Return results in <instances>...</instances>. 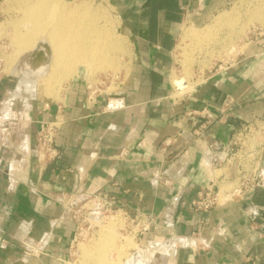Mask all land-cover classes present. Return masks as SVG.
Masks as SVG:
<instances>
[{
  "label": "crops",
  "instance_id": "0c3cea01",
  "mask_svg": "<svg viewBox=\"0 0 264 264\" xmlns=\"http://www.w3.org/2000/svg\"><path fill=\"white\" fill-rule=\"evenodd\" d=\"M236 1L103 0L132 45L114 89L73 72L58 100L45 104L36 92L20 109L6 102L0 264H72L84 198L148 221L139 246L175 245V255L164 262L161 254L155 264H264V186L248 201L206 213L193 206L201 188L231 186L240 162L223 150L248 124L257 126L264 170V35L192 91L178 97L172 83L184 29L203 27ZM8 82L0 80V91ZM56 117L58 157L41 162L38 123Z\"/></svg>",
  "mask_w": 264,
  "mask_h": 264
},
{
  "label": "rangeland",
  "instance_id": "374dc122",
  "mask_svg": "<svg viewBox=\"0 0 264 264\" xmlns=\"http://www.w3.org/2000/svg\"><path fill=\"white\" fill-rule=\"evenodd\" d=\"M56 1L59 5L64 7L68 5L70 8L85 2L90 4L91 7L93 6L94 10L90 16H95L96 25L111 34V36L109 35L111 41L110 39L109 41L114 45V48L109 49L107 52L109 55L105 54L108 58L104 57L103 61L109 59V63L112 62V64L108 67L107 65L100 67L97 64L92 66L88 63H66L63 66L55 67L53 56L51 73L54 71L53 75L56 77H54L55 80L52 78L51 87L43 83L46 78L42 77L45 75L44 73L36 76L35 82L25 88L21 83L25 76L21 77L20 75H25L24 72L26 71L22 66H19V63L22 61V57L35 50L38 43L43 42L44 39L39 37L29 49H17V44L12 40L16 30L13 23H16L22 16V11L18 6V0H1L0 80L9 78L11 82L5 84V91H0V110H3L2 108H4L6 102L10 101H15L18 105L17 108L20 109L27 101L29 103L36 92L43 99L45 98V104L49 103V100L60 99L64 84L71 79L73 72H76V74L83 72L91 78L92 84L98 85L97 88L108 89L109 91L114 89L121 79L120 76L126 71L127 55L132 49V45L130 40L124 37L125 33L120 28L116 11L103 0ZM226 12L234 14V17L231 18V14L223 12L224 15L221 13L222 15H218L212 22L203 27L197 29L187 27L184 29V31H190L192 37L191 39L190 37L189 39L185 38L183 31V35L179 39L172 79L173 77L176 78L175 76L177 78H183L184 76L185 79H183L187 81L188 85L184 88L185 91L184 89L181 91L175 90L178 97L192 91L196 82L211 77L214 73L231 65L235 59L238 60L243 57L242 52L245 44L253 37L264 35V0H237L232 9ZM223 17L226 18L225 23ZM228 17H230V20H228ZM221 23L224 26L219 25ZM210 25L212 26L210 27ZM201 33L204 35L203 39L199 38L201 35L195 38L197 40L193 38ZM37 59L40 63V58L37 57ZM110 66H112L111 69ZM106 67L108 69H105ZM29 80H32V78H29ZM45 87L50 90L48 92H53V94L48 93V95H45L47 94ZM229 187L223 186L222 189L226 190ZM79 204L84 207L83 213L78 214L82 234L74 249L72 264H148V262L154 264L156 263L155 259L160 262L161 254L166 259H164L165 262L169 257L176 254L175 247L172 245L167 247L163 245V241H159L160 244H152L153 246L149 242L145 246L138 245V238L140 237L138 234L142 231L143 224L148 223L145 219L138 218V220H135L134 215L123 214L121 211H115V209H106L99 205L98 200L92 198H84L79 201ZM137 222L139 223L138 226L136 225ZM100 255L104 256L101 257ZM105 255L108 257L106 258ZM100 257L101 259L105 258V262H102Z\"/></svg>",
  "mask_w": 264,
  "mask_h": 264
},
{
  "label": "bare ground",
  "instance_id": "6f19581e",
  "mask_svg": "<svg viewBox=\"0 0 264 264\" xmlns=\"http://www.w3.org/2000/svg\"><path fill=\"white\" fill-rule=\"evenodd\" d=\"M18 6L22 11V16L18 19L16 23L15 22L13 23L14 26L16 27L15 28L16 30H15V35L12 39L13 42L17 44L18 46L17 49H21V50L29 49L35 44V41L39 37L44 39L42 40L43 42L38 43L35 50L27 53L24 57H22L21 59L22 61L19 63L20 64L19 66H22V68L26 71V72L23 71L25 75H20L21 77L25 76V78L21 80V83L23 86H25V88H27V86L35 82L36 76L44 73L45 75L42 77H46V78L44 79L43 83H45L46 86L51 87L50 84L52 78L54 79V77H56L53 75L54 71L51 73V69H52L51 65L53 63V60L55 67L63 66L66 63L67 64L88 63L92 66H94V64H97L100 67L102 65L104 67L105 65H107L108 67V65L112 64V62L109 63V59L108 60L105 59L106 61H103L104 57L105 58L107 57L105 54L109 51V49L114 48V45H112V43L110 42L111 34L108 33V31L100 28L99 25H96V17L90 16L92 11L94 10V8H92L93 6L91 7L90 4H87L85 2L77 6H73V7L71 6L70 8L68 7V5L67 7L66 6L64 7L63 5L62 6L59 5L56 0H18ZM225 13L227 12L225 11ZM222 14L224 15V13ZM227 14H231V13H227ZM233 15L234 14H231V18L234 17ZM225 19L226 18H224V23H225ZM228 20H230V17H228ZM219 25L224 26V24L222 23ZM211 26L212 25H210V27ZM203 34L202 33L197 34V36L196 37L194 36L193 38L195 39L200 35L201 36L199 38H202L204 37ZM184 37L188 39L190 37L191 39L192 37L191 32L185 30ZM46 42L48 44H45ZM46 49H50L51 54L47 55L48 60L45 63L40 64L37 58L30 59L29 55H31L32 53H35L36 51L45 52ZM107 54L109 55V53ZM28 57H29V61H27ZM110 58L112 57L110 56ZM107 67L105 69H108ZM111 68L112 66H110V69ZM175 77L176 78L173 77L174 80L172 79V83L175 86V90H179V91L183 90L188 85L187 81L184 80L185 79L184 76H183L184 79L181 77L177 78V76ZM29 78H32V80H29ZM46 89H47L46 90L47 94L45 95H48V93H50L48 91L50 90H48V88ZM50 94H53V92ZM103 256L104 255H102L101 257ZM102 259L101 261L105 262V258L103 260Z\"/></svg>",
  "mask_w": 264,
  "mask_h": 264
},
{
  "label": "built area",
  "instance_id": "2783aa9c",
  "mask_svg": "<svg viewBox=\"0 0 264 264\" xmlns=\"http://www.w3.org/2000/svg\"><path fill=\"white\" fill-rule=\"evenodd\" d=\"M94 93L95 91L91 95H94ZM59 129L60 121L57 117L52 121H39L34 147L35 156L39 161L50 162L57 159L56 138ZM254 129L256 130L257 126L246 125L238 136L232 142H229L223 150L229 157L238 155L237 159L240 162L236 177L229 189L223 190L215 183L201 188L198 191V197L193 201L195 210L206 213L220 204L248 201L259 188L264 186V170L259 167L256 160L258 137L254 134ZM261 130H263V127ZM138 218V216L134 217L135 220H138ZM136 225L138 226L139 223L137 222ZM149 227V223L143 224L142 231H147ZM80 229L79 223L77 242L82 234ZM38 251L40 249L27 250L30 255L36 254Z\"/></svg>",
  "mask_w": 264,
  "mask_h": 264
},
{
  "label": "water",
  "instance_id": "95a60500",
  "mask_svg": "<svg viewBox=\"0 0 264 264\" xmlns=\"http://www.w3.org/2000/svg\"><path fill=\"white\" fill-rule=\"evenodd\" d=\"M48 54H51V50L50 49H46L45 52L44 51H36L35 53H32L31 55H29V57H30V59L38 57V58H40V64H43V63H45L48 60V57H47ZM29 57H28L27 61H29Z\"/></svg>",
  "mask_w": 264,
  "mask_h": 264
}]
</instances>
